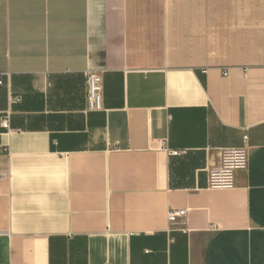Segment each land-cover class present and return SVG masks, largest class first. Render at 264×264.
I'll return each instance as SVG.
<instances>
[{
  "label": "crops",
  "instance_id": "1",
  "mask_svg": "<svg viewBox=\"0 0 264 264\" xmlns=\"http://www.w3.org/2000/svg\"><path fill=\"white\" fill-rule=\"evenodd\" d=\"M0 76V264H264V0H0Z\"/></svg>",
  "mask_w": 264,
  "mask_h": 264
},
{
  "label": "built area",
  "instance_id": "2",
  "mask_svg": "<svg viewBox=\"0 0 264 264\" xmlns=\"http://www.w3.org/2000/svg\"><path fill=\"white\" fill-rule=\"evenodd\" d=\"M0 85H2L1 76ZM88 102L92 110H101L103 107V79L94 72L88 74ZM1 124L3 128H9L8 115L3 117ZM244 140H247V137ZM171 154L176 156L178 152H171ZM218 157L217 166L208 171V186L214 189H231L235 186L236 173L246 171L248 168V151L246 147L221 149ZM183 214L172 212L169 214V219L174 222L178 217H183Z\"/></svg>",
  "mask_w": 264,
  "mask_h": 264
}]
</instances>
